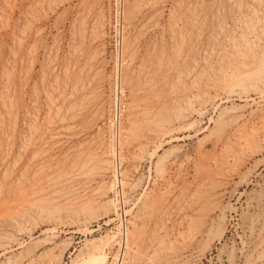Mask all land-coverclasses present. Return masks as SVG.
I'll return each instance as SVG.
<instances>
[{
	"label": "rangeland",
	"instance_id": "1",
	"mask_svg": "<svg viewBox=\"0 0 264 264\" xmlns=\"http://www.w3.org/2000/svg\"><path fill=\"white\" fill-rule=\"evenodd\" d=\"M125 8L135 15L129 25ZM263 45L264 0H0V131L2 119L15 117L16 123L8 122L15 129L11 163L30 136L31 118L47 122V98H58V82L68 92L84 82L95 99L81 118L67 122L63 133L70 135L69 141L56 158L69 165L83 152L97 156L104 150L103 158L110 161L109 167L97 166L86 174L95 179L89 178L87 191L78 192L85 199L100 193L96 206L73 222L48 221L45 214H37L22 232L3 231L7 235L0 239V264L21 259L28 263L31 257L43 264H57V259H62L60 264H77L103 239L108 242L107 262L98 263L134 264L128 247L122 249L125 230L152 234L155 225L146 226L164 196L166 202L161 201L169 209L159 222H165V251L158 260L141 264H264V83L250 82L231 92L221 88L237 70L259 73ZM7 79L14 96L11 106H4L1 96ZM159 119H167L168 128L152 132ZM146 135L148 144L141 145ZM6 172L0 160L1 186L9 182L4 180ZM123 174L129 178L126 186ZM210 184L218 197L196 205L199 193ZM51 204L46 205L66 207L62 202ZM68 205L84 208L87 203L72 198ZM136 213L142 216L141 229L133 226Z\"/></svg>",
	"mask_w": 264,
	"mask_h": 264
},
{
	"label": "bare ground",
	"instance_id": "2",
	"mask_svg": "<svg viewBox=\"0 0 264 264\" xmlns=\"http://www.w3.org/2000/svg\"><path fill=\"white\" fill-rule=\"evenodd\" d=\"M44 4V2H43ZM42 7V6H41ZM126 10V8H125ZM134 12H132V10H126L125 12V21H127V24L129 25L131 23V21L134 18ZM45 15V14H44ZM155 17V16H153ZM249 17V16H248ZM257 18V17H256ZM154 19V18H152ZM245 19V18H244ZM249 19V18H248ZM261 19V18H260ZM83 20V18H82ZM258 21V20H257ZM79 22V20H78ZM83 22V21H82ZM85 22V21H84ZM95 22V21H94ZM245 22V21H244ZM149 23V22H148ZM251 23V22H249ZM253 23V22H252ZM146 24V23H145ZM34 25V24H33ZM258 25V24H257ZM256 26V25H255ZM131 27V26H130ZM194 28V27H193ZM260 28V27H259ZM258 28V29H259ZM151 30V29H150ZM255 30V29H254ZM262 30V29H261ZM257 31V30H255ZM38 32V31H37ZM40 32V31H39ZM38 32V34H40ZM97 32V31H96ZM256 33V32H255ZM261 34V33H259ZM202 35V34H201ZM24 36V35H23ZM85 37V36H84ZM91 37V36H90ZM200 37V36H199ZM92 38V37H91ZM142 38V37H141ZM184 40V39H183ZM261 41V40H260ZM92 42V41H91ZM75 43V42H74ZM89 43V42H88ZM83 44V43H82ZM20 45V44H19ZM90 45V44H89ZM98 45V44H97ZM259 45V44H258ZM101 46V45H100ZM264 46V45H263ZM35 49V48H33ZM86 49H90L89 46H86ZM98 49V48H97ZM256 49V48H255ZM83 50V49H82ZM81 51V50H80ZM95 52V51H94ZM252 52V51H251ZM82 53V52H81ZM96 53V52H95ZM243 53V51H242ZM249 53V52H248ZM75 54V53H74ZM85 54V53H84ZM99 54V53H97ZM255 54V53H254ZM34 55V54H33ZM37 55V54H36ZM79 55V54H78ZM244 56H246L243 53ZM253 55V54H252ZM81 56V55H80ZM79 56V57H80ZM93 57V55H91ZM262 56V55H261ZM260 56V57H261ZM72 57V56H71ZM83 57V56H82ZM96 57V56H95ZM257 57V56H256ZM255 57V58H256ZM81 58V57H80ZM94 58V57H93ZM97 58V57H96ZM253 58V57H252ZM162 59V58H161ZM160 59V60H161ZM242 59V58H241ZM31 60V59H30ZM70 60V59H69ZM101 60V59H100ZM243 60V59H242ZM257 60V59H256ZM262 60L261 62V67H259V73L257 74L256 71H245V72H240V70H237V74H234L232 76H228L226 77L225 80V84H223V86L221 88H223V91H236L239 89H245L247 87V84L250 82H263L261 78L260 74H264L262 73V70L264 71V62L263 59H259ZM78 61V60H77ZM133 61V60H132ZM143 61V60H142ZM248 61V59H247ZM255 61V59L253 60ZM252 61V63H253ZM31 62V61H30ZM36 62V61H35ZM34 62V63H35ZM81 62V61H80ZM85 62V61H84ZM162 62V61H161ZM258 62V60L256 61ZM255 62V63H256ZM70 63V62H69ZM132 63V62H131ZM158 63V60H157ZM176 63V62H175ZM18 64V63H17ZM16 64V65H17ZM66 64V63H65ZM76 64V63H75ZM87 66H91L92 61L87 60L85 63ZM103 64V63H102ZM130 64V63H129ZM128 64V65H129ZM238 64V63H237ZM259 64V63H258ZM69 65V64H68ZM174 65V64H173ZM241 65V64H239ZM237 65V66H239ZM244 65V64H243ZM254 64H251V66H253ZM103 66V65H102ZM100 66V67H102ZM141 66V65H140ZM231 66V65H230ZM242 66V65H241ZM246 66V64L244 65ZM250 66V67H251ZM56 67V66H55ZM77 67V66H76ZM161 67V66H160ZM243 67V66H242ZM151 68V67H150ZM249 68V67H248ZM257 68V67H256ZM15 69V68H13ZM56 69V68H54ZM72 69V68H71ZM240 69V68H239ZM252 70L253 67L251 68ZM80 70V69H79ZM85 70V69H84ZM83 70V71H84ZM92 70V69H91ZM102 70V68L100 69ZM99 70V71H100ZM245 70V69H244ZM14 71V70H13ZM30 71V70H29ZM17 72V71H16ZM80 72V71H79ZM159 72V71H158ZM164 72V70H163ZM176 72V71H174ZM193 72V71H192ZM191 72V73H192ZM240 72V73H239ZM52 73V72H51ZM60 73V70H59ZM155 73V72H154ZM160 73V72H159ZM228 73V72H227ZM22 74V73H21ZM53 74V73H52ZM148 74V73H147ZM146 74V75H147ZM229 74V73H228ZM226 74V75H228ZM20 75V74H19ZM30 75V74H29ZM93 75V74H92ZM125 75V73H124ZM210 75V74H209ZM10 77H12L11 75H9ZM27 76V75H26ZM65 76V75H64ZM130 76V74L128 75ZM132 76V75H131ZM162 77V75H161ZM195 77V76H194ZM193 77V78H194ZM55 78V77H54ZM68 78V77H67ZM88 78V76L86 77ZM85 78V79H86ZM155 78V77H154ZM160 78V77H158ZM185 78V77H184ZM13 79V78H12ZM11 79V80H12ZM145 79V78H144ZM153 79V78H152ZM164 79V78H163ZM10 79H7V81H9ZM68 80V79H67ZM74 82V79H72ZM151 80V79H150ZM180 80V79H179ZM178 80V81H179ZM58 81V80H57ZM87 81V80H86ZM126 81V80H125ZM156 81V80H155ZM181 81V80H180ZM179 81V82H180ZM219 81V80H218ZM24 82V81H23ZM28 82V80H27ZM81 82V81H80ZM127 83L129 81H126ZM164 82V81H162ZM182 82V81H181ZM49 83V82H48ZM63 83V82H62ZM131 83V82H129ZM155 83V82H154ZM219 85L222 84V82H218ZM22 84V83H21ZM72 84V83H70ZM124 84V83H123ZM102 85V84H101ZM128 85V84H127ZM201 85V84H200ZM249 85V84H248ZM256 85V84H254ZM258 85V84H257ZM76 86V85H75ZM100 86V85H99ZM149 86V85H148ZM199 86V85H198ZM62 84L61 83H57V85L55 86V90L58 93V98L51 96V94L48 96L47 99H49L50 101V105H51V109H48L51 111V113H49L50 111H48V120L46 119V123L45 124H41L38 120L39 117H35V118H31V125H30V136L28 138L25 139L24 143H23V147H22V152L20 155V157H18L15 161H13V163H11L9 157L10 154L13 152V147L15 146V139L13 137V134L15 132V129L13 128V126H9L8 122L10 123H16L17 121H14V118L11 116V114L9 115V120L8 119H2V129H1V136H0V140L2 143V147L0 144V147L3 149L2 153L4 157H0V160H2L3 165L6 167V176L4 178L8 179L9 182L6 185H2L0 183V232L2 233L3 231H7V230H14L17 233L22 232L24 229V225H27V222H29L31 224V220L34 218V216H37V214L40 215V218L44 217L43 219L50 221V219H63V220H67V221H76L77 219H79V216H81L83 213H85L88 210H91V208L94 207V205L96 203H98L99 201V194H96L94 197L92 198H87L85 199L83 196L78 195L80 193H78L79 191H81V189H86L85 191H87V188H89L90 184L92 183V181L90 179H95L93 178V176L90 177H86L85 175L88 174L89 172H91L92 170H94L97 166L99 168H104L105 166H108L109 164V159L108 161L105 160V158H103L104 155H106V152L103 150H101V147H98L101 151H99L96 154H91V153H84L81 154V158L78 159L77 161H74L72 163H70L68 165L67 161H63L61 162L60 160H58L55 156V154L57 152H59L61 150L62 147H64L65 144L68 143L69 141V137H67L68 134L63 133V130H68V123L69 121H74L75 119H79L81 118V116L84 113L85 106L87 104H91L93 99V92L90 88H87L86 84L84 82L80 83V88H75L74 91L72 92H68L67 88H64V90H61L62 88ZM91 87V86H90ZM96 87V86H95ZM128 87V86H126ZM152 87V86H151ZM217 87V86H216ZM260 87V85H259ZM98 88V87H97ZM219 88V87H218ZM262 88V87H260ZM264 88V86H263ZM100 89V88H98ZM97 89V90H98ZM131 89V88H129ZM140 89V88H139ZM14 91V90H13ZM35 91V90H34ZM126 91V90H125ZM220 90L218 89V92ZM222 91V90H221ZM45 92V91H44ZM55 92V91H54ZM95 92V91H94ZM131 92V91H130ZM47 93V92H46ZM45 93V94H46ZM85 93V94H84ZM148 93V92H147ZM155 93V92H154ZM216 93V92H214ZM220 93V92H219ZM133 94V93H132ZM218 94V93H217ZM14 95V94H13ZM207 95V94H205ZM204 95V96H205ZM210 95V94H209ZM1 96H3L2 98V102L4 106H11L13 105V100L11 97H14L11 95V82L9 81V83L7 82V85L5 87V90L3 91V95L1 94ZM18 96V95H17ZM101 96V95H100ZM150 96V95H149ZM214 96V95H213ZM216 96V94H215ZM37 97V96H36ZM145 97V96H144ZM211 98V95L209 96ZM139 98V97H138ZM202 98V97H201ZM205 98V97H204ZM209 98V99H210ZM24 99V98H23ZM152 99V98H151ZM200 99V97H199ZM136 100V99H135ZM189 100V99H188ZM17 101V99H16ZM15 101V104H16ZM205 101V100H204ZM37 102V100H36ZM150 102V101H149ZM152 102V101H151ZM101 103V102H100ZM99 103V104H100ZM204 103V102H203ZM34 104V103H33ZM135 104V103H134ZM137 104V103H136ZM152 104V103H151ZM191 104V103H190ZM17 105V104H16ZM15 105V106H16ZM92 105V104H91ZM96 105V104H95ZM138 105V104H137ZM140 105V104H139ZM123 107V106H122ZM148 107V106H147ZM133 108V107H132ZM160 108V107H159ZM159 108L157 107L158 111ZM166 108V107H165ZM92 109V108H91ZM126 109V108H125ZM128 109V108H127ZM150 109V108H149ZM156 109V110H157ZM161 109V108H160ZM89 110V108H88ZM97 110V109H96ZM146 110V109H145ZM148 110V109H147ZM24 111V110H23ZM39 111V110H38ZM91 111V110H89ZM152 111V110H151ZM156 111V112H158ZM161 111V110H160ZM171 111V110H169ZM168 111V112H169ZM12 112V111H11ZM37 112V111H36ZM99 112V111H98ZM132 112V111H131ZM147 112V111H146ZM154 112V111H153ZM162 112V111H161ZM160 112V113H161ZM39 114V112H37ZM159 113V114H160ZM28 114V113H27ZM30 114V113H29ZM28 114V115H29ZM86 114V113H85ZM129 114V113H128ZM133 115V113H131ZM136 114V113H135ZM145 114V113H144ZM150 114V113H148ZM163 114V112L161 113ZM14 115V114H13ZM27 115V116H28ZM33 115V114H32ZM92 115V114H91ZM90 115V116H91ZM152 115V113H151ZM153 115H155L153 113ZM158 115V114H157ZM3 116V114H2ZM160 116V115H159ZM158 116V118H159ZM152 117V116H151ZM176 117V115H175ZM180 117V116H179ZM147 119L150 117H146ZM146 118L144 121H146ZM157 118V119H158ZM86 120V119H85ZM151 121V119H150ZM159 123H156L154 125L155 128H153L152 132H161V131H166V129L168 128V125L166 124V122L168 123L169 121L167 119H159ZM171 121V120H170ZM7 122V124H6ZM43 122V121H42ZM26 123V122H24ZM71 123V122H70ZM82 123V122H81ZM128 124V123H127ZM16 125V124H15ZM76 125V124H75ZM29 126V125H28ZM78 126V125H77ZM80 126V125H79ZM149 126V124H148ZM263 126V125H262ZM261 126V127H262ZM83 127V126H82ZM150 127H152L150 125ZM71 129V127H69ZM147 128V127H146ZM75 129V128H74ZM85 129V128H84ZM152 129V128H150ZM83 130V129H82ZM123 130V129H122ZM129 130V129H128ZM132 130V129H131ZM138 130V129H136ZM224 130V129H223ZM13 131V132H12ZM262 131V129H261ZM129 132V131H128ZM126 132V133H128ZM255 132V131H254ZM259 132V131H258ZM123 133V132H122ZM148 133V132H147ZM151 133V132H149ZM164 133V132H163ZM78 134V133H76ZM121 134V133H120ZM133 134V133H132ZM135 134V133H134ZM152 134V133H151ZM159 134V133H158ZM256 134V133H255ZM124 135V134H122ZM144 135V134H143ZM70 136V135H68ZM151 137V135H149ZM250 135H248V140ZM254 136V135H253ZM135 137V136H134ZM144 137V138H143ZM236 137V136H235ZM238 137V136H237ZM141 138V137H140ZM144 141H141V145H145L148 144L146 142L149 141V139L146 136H142ZM154 138V136H153ZM255 138V137H253ZM11 140V143H7L6 140ZM130 139V137L128 138ZM152 139V138H151ZM134 140H138V139H134ZM141 140V139H139ZM146 140V141H145ZM148 140V141H147ZM241 140V139H240ZM123 141V140H122ZM129 141V140H128ZM135 143H139L136 142ZM6 142V143H5ZM125 142V141H124ZM131 142V141H130ZM129 142V145H130ZM221 142V141H220ZM226 142V141H225ZM232 142V141H231ZM241 142V141H240ZM246 142V141H245ZM127 143V142H126ZM234 143V142H233ZM247 143V142H246ZM133 144V143H132ZM219 144V143H218ZM237 144V143H236ZM94 145V144H93ZM98 145V144H97ZM121 147L123 148V144ZM140 145V144H139ZM138 145V146H139ZM217 145V144H216ZM225 145H227L225 143ZM241 145V144H240ZM136 145V147H138ZM247 146V145H246ZM68 147V146H67ZM103 147V144H102ZM135 147V145L133 146V148ZM141 147V146H139ZM217 147V146H216ZM15 148V147H14ZM84 148V147H83ZM87 148V147H86ZM85 148V149H86ZM93 148V147H92ZM96 148V147H95ZM105 148V147H104ZM232 148V150L234 149V147H230V149ZM75 149V148H74ZM106 149V148H105ZM110 149V148H109ZM228 149V147H227ZM1 150V149H0ZM96 151V150H95ZM94 151V152H95ZM65 152V151H64ZM91 152V151H90ZM77 153V152H76ZM233 153V151H232ZM75 154V153H74ZM72 154V155H74ZM102 155L99 156V155ZM221 154V153H220ZM2 156V155H1ZM18 156V155H17ZM62 156V155H61ZM99 156V158H98ZM74 157V156H73ZM237 157V156H236ZM72 158V157H71ZM103 158V159H101ZM218 158V157H217ZM73 160V159H72ZM76 160V159H75ZM133 160V158H132ZM137 160V159H136ZM217 161V160H216ZM213 162L215 163V158L213 160ZM218 163V162H217ZM204 165V164H203ZM215 166V165H214ZM109 167V166H108ZM210 167V166H208ZM109 168H107L108 170ZM209 169V168H208ZM212 169V168H211ZM106 170V169H105ZM104 170V172H105ZM98 171V169H97ZM96 171V172H97ZM99 172V171H98ZM102 172V171H101ZM4 173V172H2ZM199 173V172H198ZM214 173V172H213ZM218 172H216L215 174H217ZM210 174V173H209ZM199 175V174H198ZM12 176H15L16 178H13ZM86 177L87 179H83V177ZM127 174H123V178H124V186L125 183H127L126 178ZM217 177V176H216ZM3 178V177H2ZM90 178V179H89ZM204 181V180H203ZM203 186H204V182ZM215 181V179L213 180V182ZM227 182V181H226ZM213 184V183H211ZM209 186V188L203 192H200V198L197 197L198 202L196 205L205 202L206 200H214L218 197L217 191H216V187H213V185ZM206 185V184H205ZM91 187V186H90ZM202 188V187H201ZM204 188V187H203ZM92 190V189H90ZM156 191V190H155ZM77 193V196L75 197L74 194ZM85 193V192H84ZM89 193V192H88ZM168 193V192H167ZM170 193V192H169ZM83 194V192H82ZM89 194H92L91 192ZM164 194V192H163ZM173 194V193H172ZM170 195V194H169ZM72 196V197H71ZM91 196V195H90ZM155 196V195H154ZM181 196V195H180ZM83 197V198H82ZM157 197V195H156ZM172 197V196H171ZM72 198H80V200H85L87 203V206H83L84 208H79L75 207L74 209L68 205L70 204V201H72ZM164 199L163 202H166L165 200V196L162 198ZM159 200L160 205H161V200ZM168 199V198H167ZM176 200V198H173ZM77 200V199H76ZM152 200V199H151ZM156 200V199H154ZM200 200V201H199ZM54 201L56 202H62L66 205V207L64 208V210H60L58 209L62 207L61 206H57L56 204H54ZM75 201V200H74ZM151 202V201H149ZM159 202L157 203L159 205ZM162 202V203H163ZM168 202V201H167ZM188 201H186L187 203ZM47 203H52L51 207H48L49 205H46ZM155 203V202H154ZM153 203V204H154ZM170 203V202H169ZM176 203V202H175ZM185 203V204H186ZM208 203V202H207ZM152 204V202L150 203ZM173 204V202H172ZM211 204V202H210ZM147 205H149L147 203ZM159 205L156 214L154 216H152V218L150 219V221H148V225L146 227H151L152 225H155L154 231L152 230V234L149 233H144L143 231L141 232H133L132 234L129 233L128 230H125L126 232V236L125 239L123 241V246L122 249L124 250L125 247H128L129 250V257L131 258V260L134 262V264H141L140 261L142 262L145 259H148V261H154V260H158L159 256L162 255L165 250L162 249V241L164 237L161 238V234H162V230L163 229V222L159 220L162 219V216H165L166 212H168L169 209V205L167 206L166 203H163L161 206ZM180 205V204H179ZM191 205V204H189ZM188 205V206H189ZM204 205V204H203ZM96 206V205H95ZM150 206V205H149ZM154 206V205H153ZM210 206V205H209ZM152 207V206H151ZM157 207V206H155ZM216 207V206H215ZM144 208V207H143ZM147 208V207H146ZM145 208L142 209L145 213L146 211H148V209ZM154 208V207H152ZM175 208V207H174ZM173 208V209H174ZM185 208V207H184ZM183 208V209H184ZM194 208V207H193ZM208 208V207H207ZM178 209V208H177ZM191 209V208H190ZM150 210V209H149ZM172 210V209H171ZM179 210V209H178ZM186 210V209H185ZM192 210V209H191ZM141 211V210H140ZM173 211V210H172ZM196 211V210H195ZM199 211V210H198ZM201 211V210H200ZM203 211V210H202ZM194 212V211H193ZM140 213V212H138ZM153 213V211H152ZM151 213V214H152ZM155 213V212H154ZM171 213V212H170ZM210 213V212H209ZM137 214V213H136ZM150 214V215H151ZM172 215V214H170ZM42 216V217H41ZM145 216V215H144ZM209 216V214H208ZM142 217V216H141ZM141 217L137 214L135 215L132 219L134 221L133 226L135 227V229L139 228L141 229V227L143 226V223L140 221ZM171 217V216H170ZM169 217V218H170ZM189 217V216H187ZM39 218V217H38ZM195 218V217H194ZM208 218V217H207ZM206 218V219H207ZM140 219V220H139ZM205 219V218H204ZM205 219V220H206ZM147 220V219H146ZM146 220L144 221V224H146ZM191 221L194 220L193 218L190 219ZM204 220V221H205ZM40 221V220H39ZM187 221V220H186ZM195 221V220H194ZM198 221V220H197ZM203 221V217L201 219V222ZM141 222V223H140ZM169 222V221H168ZM189 222V221H188ZM193 222V221H192ZM33 223V221H32ZM42 223V222H41ZM190 223V222H189ZM206 221H205V225H206ZM181 224V223H180ZM204 224V222H203ZM37 225V224H36ZM189 226V225H187ZM191 226V224H190ZM166 227V226H165ZM164 227V228H165ZM168 227V226H167ZM192 227H193V223H192ZM190 227V228H192ZM195 227V224H194ZM206 227V226H205ZM146 229V228H145ZM148 229V228H147ZM151 229V228H150ZM153 229V228H152ZM167 229V228H166ZM193 229V228H192ZM195 229V228H194ZM150 231V230H148ZM167 231V230H166ZM170 231V230H169ZM195 231V230H194ZM12 232V231H11ZM10 232V233H11ZM0 233V239L3 236V234H6V232ZM9 233V232H8ZM164 233V232H163ZM190 233H192L190 231ZM12 234V233H11ZM7 235V234H6ZM164 236V234H163ZM165 236H167V233H165ZM168 236H170L168 234ZM183 236V235H182ZM6 237V236H5ZM11 237V236H10ZM194 237V236H193ZM9 238V237H8ZM177 238V237H176ZM3 239V238H2ZM5 239V238H4ZM104 240V239H103ZM102 240V241H103ZM100 241L99 243H93L91 249L88 251V253L86 255L82 254L81 258L78 259V263L77 264H100L98 263V261L100 260L101 262H107L106 259V250H105V246L108 244V242H102ZM98 242V241H97ZM172 242V241H170ZM174 242V241H173ZM173 242L171 245H173ZM166 244V243H165ZM2 247V246H1ZM165 248V247H164ZM174 248V247H173ZM6 250V249H5ZM170 250V249H169ZM32 251V250H30ZM35 251V250H34ZM49 253V252H48ZM47 253V254H48ZM43 255V254H42ZM22 256V254H21ZM62 256V255H61ZM60 256V257H61ZM177 256V255H175ZM28 257V256H26ZM25 257V259H26ZM37 257V256H36ZM39 257V256H38ZM37 257V258H38ZM121 256H118V259L121 261L120 259ZM173 257V256H172ZM20 258V257H18ZM40 258V257H39ZM45 258V257H44ZM47 258V257H46ZM180 258V256H179ZM177 259V258H176ZM170 260V259H169ZM172 260V259H171ZM40 259L37 260L34 257H31V260L29 259V262L27 263L26 261H24L23 259H21L20 261H15L16 264H43L42 261ZM62 261V259H57L56 263L60 264V262ZM160 261V260H159ZM167 261V260H166ZM146 262V261H145ZM158 262V261H157ZM170 262V261H169ZM168 262V263H169ZM173 262V261H172ZM54 263V262H53ZM153 263V262H152ZM151 263V264H152ZM167 263V262H166ZM15 264V263H14ZM46 264V263H45ZM48 264H51L48 262ZM114 264V263H112ZM174 264V263H173Z\"/></svg>",
	"mask_w": 264,
	"mask_h": 264
}]
</instances>
